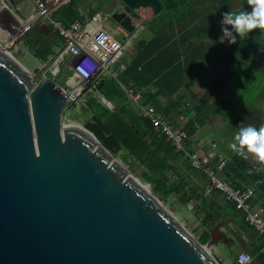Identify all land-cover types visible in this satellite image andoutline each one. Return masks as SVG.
I'll list each match as a JSON object with an SVG mask.
<instances>
[{"label": "water", "instance_id": "obj_1", "mask_svg": "<svg viewBox=\"0 0 264 264\" xmlns=\"http://www.w3.org/2000/svg\"><path fill=\"white\" fill-rule=\"evenodd\" d=\"M161 0H109L128 33ZM70 99L0 45V264H222L63 111ZM109 152L110 154L106 153ZM115 156V155H114Z\"/></svg>", "mask_w": 264, "mask_h": 264}, {"label": "trees", "instance_id": "obj_2", "mask_svg": "<svg viewBox=\"0 0 264 264\" xmlns=\"http://www.w3.org/2000/svg\"><path fill=\"white\" fill-rule=\"evenodd\" d=\"M161 1L164 8L151 21L157 34L150 41L140 40L137 43L136 55L117 76L98 78L93 90L88 91L89 94L85 97L86 108L91 111V116L84 124L114 155L122 156L143 180L150 182L155 192L163 191L168 194L174 189L185 202L191 203L195 213L201 217L203 231L200 241L203 243L211 240L212 230L231 215V221L237 223L240 229L257 231V243L251 250L248 249L254 255V260L248 264H264V232L250 225L246 220L245 211L238 209L236 203L228 200L220 189H209L210 177L201 168L194 167L185 152L177 150L173 141L160 134L152 121L129 102L123 87L124 84L140 91L144 104L154 105L175 128L185 129L188 135L187 143L191 147L198 129L208 122L212 114L225 116L239 102L248 105L239 118L243 117L246 126L251 125L259 129L264 125V119L261 117L264 114V79L260 82H250L248 79L256 77L257 73L258 76L264 77V32L254 29L240 40L244 43L243 48L234 45L235 48L223 52L221 46L216 44L219 33V2L215 8L217 14L211 19L195 20L190 31H185L178 41L169 32L173 30V25L179 17L187 16L193 4L189 5L186 0ZM105 2L106 0H70L53 12V18L60 19L65 24L76 19L85 20V9L89 12L88 15H92L95 11L103 9ZM40 34L29 33L24 43L43 60L46 61L51 56L49 61H53L57 51L52 44L63 39L58 32L54 41H47ZM182 39L189 45L183 44ZM220 57L226 59L230 66L233 63L230 67L233 72L229 77L231 80L232 77L237 79L234 84L227 81L221 85L220 92L212 102L210 99L216 91L215 83L201 99L194 101L191 107H181L183 95L177 98L174 107L173 100L168 104L163 102L164 98L172 99L175 93L186 85L188 70L194 62L204 59L217 62ZM256 66L260 68L259 72L255 71ZM241 68H244V74L237 76ZM38 70L36 73L42 78V72ZM246 92H253L254 99H251L250 95L247 96ZM100 95L112 102L113 107H109ZM75 104V101H72L67 108ZM193 110L194 115L186 119ZM179 116L186 120L182 118L179 122ZM232 125L236 126V121ZM227 158L228 162L219 172V176L231 180L237 187L253 186L255 195L251 200L252 205L259 203L264 206V169L255 171L260 165L249 154L245 159L231 151ZM212 164H216L214 158ZM170 172L176 174L175 182H171ZM237 256L238 253H234L233 264H239Z\"/></svg>", "mask_w": 264, "mask_h": 264}, {"label": "crops", "instance_id": "obj_3", "mask_svg": "<svg viewBox=\"0 0 264 264\" xmlns=\"http://www.w3.org/2000/svg\"><path fill=\"white\" fill-rule=\"evenodd\" d=\"M108 1L109 0H106L104 6L106 5V3ZM186 1L189 3V5L191 3L193 4L192 7L190 8V12L187 14L186 17H183V18L179 17V19L177 21H175L172 31H170V30H169L170 32L167 31V32L172 34V36L175 40H178V41H180V37L182 34L185 33V31H190L192 24L196 22L195 20H197V19L198 20L199 19H203V20L211 19L214 16V14H217V12H218L215 9L216 5L213 6L214 0H186ZM234 1H236V2H234ZM20 2H21V0H6V5L4 7H1V4H0V13L3 11H6L7 13H9L15 17L21 18L20 20H21V25H22V23L25 20H27L29 17L33 16L36 13V10H35L34 4L32 3L33 6L30 8V11H29V12H31L30 16L28 18H24L27 15V13L24 12V9L21 7ZM244 3L245 2L240 1V0H220V3H219L220 12L218 14L219 33H217L218 37L216 39L217 40L216 44L221 46V50L223 52L227 51L228 49L230 50L231 48H235L234 45H236V47H242V48L244 47V43L240 41L241 39L236 40V43H234V44H230L228 42L227 38H225L223 41H221V37L223 36V28H222V25L220 23V21L222 20L223 14L226 12L231 11L234 13H239L241 11H251L250 6L249 5L245 6ZM102 11H106V10H104V7H103ZM83 12H84L85 18H87L88 13H89L87 11V9H85ZM141 13L143 14V16L138 21L140 23L138 30H143L145 28L150 29L152 31V36L149 38H140L139 40H137L134 43H133L132 39L136 35V31L133 33H128L119 24H115V26L112 27L107 23L108 27L111 28V30L115 33V35L117 37H119L121 39L125 38V40L126 39L130 40V44L124 50V54L122 55L120 60H118L111 67V71L101 74L98 77L99 79L104 77V76H110V75L114 76V74H116L117 72L123 71L127 66V62L129 60H131V58L134 55H136V53L138 51L137 50V43L140 40L150 41L157 34V30L151 25V21L154 18V16H156L160 12L157 14H152V9L144 7L141 9ZM78 20H80V19H78ZM81 21H84V20H81ZM34 25L35 26L33 29H30V30L24 32V36H23L24 39H26V36L31 32L41 33L40 36L43 39H46L47 41H54L56 39V35H57L56 31L57 30L52 25L51 21H49V19H43V18L37 19L34 22ZM233 34L236 35L235 33H233ZM209 39H211V38H209ZM62 44H63V40H58L56 43L54 42L52 44V46L56 51H58ZM183 44L189 45L186 40H183ZM39 58H41V57H39ZM50 58H52V57L50 56ZM49 59L46 61L44 60V63L42 64L41 68H37V69H39L38 72L39 71L42 72V75L44 72H46L47 74H50L49 70H51V62L52 61H49ZM231 66H230V64L228 65L227 60L224 59L223 57L222 58L220 57V60L217 62H213L212 60H209V59H204L201 61L194 62L188 70V73H187L188 79H187L186 85L182 89H180L177 93H175V95L172 99L164 98L163 102L165 104H168L169 101L173 100V102H174L173 107H174L175 103L177 102V98L181 97V95H183L181 107H183V109H184L185 105L191 107L195 103L194 101L201 99L203 97V95L205 94V92L211 88L213 83H215L216 84V91H214V93L210 99V102H212L216 98L218 92H220V86L223 85L225 82L229 81V76L233 72V70L230 69ZM63 67H67V70L70 71L69 72L70 76L68 77V82L70 80L73 83L77 82V78H73V75H74L73 68L71 66H68V65H64ZM63 67H62V69H63ZM37 69L35 70L36 72H37ZM220 81L223 83H220ZM66 86H69V85H66ZM66 86H63V87H66ZM123 87L125 88L126 92L128 89H133V88L128 87L124 84H123ZM199 90H202L201 94H197V92ZM137 92H139V94H140L139 102L143 101V98H142L140 91H137ZM127 94H128V92H127ZM102 99L107 100L104 96ZM128 99H129V102H131L132 105L135 106L138 109V111L141 113L139 103L136 100H134L133 97H131L130 95H128ZM105 103L109 107H111V108L113 107L112 102H110L109 100H107V102H105ZM159 113L163 116V114L160 111H159ZM229 114H230V112L225 116L212 114L210 119L208 120V122L204 126H202L198 129V131H197V133L193 139V141H194L193 145L197 146L199 148H200V146H202L204 144L211 146V148L209 150L202 151V153L198 152L199 154H208L211 156L212 159L213 158L215 159V162H216V159H218V158H222V157L227 158L228 154L225 153V151L222 152L223 147L225 145H230V143L234 141V137L238 133V131L241 129V126H243V127L246 126V124L244 122H243V125H241V126L239 124H237L236 126H233L232 125L233 122H230V120H229V117H228ZM193 115H194V110L191 111V113L186 116V119L192 117ZM214 117L216 120H217L216 117H221L222 121L218 119L217 122H219V123L215 124L214 123V120H215ZM163 118H164V116H163ZM182 118L184 120H186L184 117L179 116L178 121L180 122L182 120ZM207 124H209V125L206 126ZM210 142H212V144H210ZM215 147H217L218 149L219 148H222V149L218 150V149H215ZM258 204L259 203H255L254 205L256 206ZM257 237H258L257 231H255L253 229H246V230L240 229L239 225L237 223H233L232 221H230L228 227H226V226L221 227L220 234L216 238L217 241L215 242L214 245L218 247L216 249H218V250L220 249V252H216V253H218V255L220 256V259L223 260V262H225V259H226V261H229L228 253L232 252V247L235 246V244H239V247L235 251V254L239 253V251L243 248L251 250L257 243ZM222 244L224 245V247H221ZM214 245H213V247H214Z\"/></svg>", "mask_w": 264, "mask_h": 264}, {"label": "built area", "instance_id": "obj_4", "mask_svg": "<svg viewBox=\"0 0 264 264\" xmlns=\"http://www.w3.org/2000/svg\"><path fill=\"white\" fill-rule=\"evenodd\" d=\"M31 1L35 6L36 13L22 23L21 32L30 30L37 19L43 18L51 21L63 39V44L51 62V70L58 74L64 65L71 66L74 71L73 78H77V82L73 83L70 80L69 86L59 87L70 99V102L85 101V94L89 90H93L101 74L111 71V67L124 54L130 40L117 37L108 27L107 20L111 17V13L107 11L97 10L92 15H88L84 21L76 19L65 24L62 20L53 18V12L70 0ZM0 3L1 7H4L6 0H0ZM81 65H84V70L88 72L87 76L79 71ZM89 66H91V70H89ZM45 74L47 73L44 72L43 75ZM117 75L118 72L114 74V76ZM127 92L139 103L142 115L152 121L159 133L171 139L176 149L184 151L190 158L194 167L201 168L210 177L209 189H220L228 200L236 203L238 209L245 211L246 220L250 225L256 230L264 232V206L261 204L254 206L251 203L255 195L254 187L251 185L237 187L231 180L219 176V172L228 162V158H218L216 164L213 165L210 155L199 154L194 149L192 150V147L187 143L188 135L185 129L175 128L170 121L163 118L154 105H146L143 101L139 102V92L134 89H128ZM252 260H254V255L251 251L245 248L239 251L237 256L239 264H248Z\"/></svg>", "mask_w": 264, "mask_h": 264}, {"label": "rangeland", "instance_id": "obj_5", "mask_svg": "<svg viewBox=\"0 0 264 264\" xmlns=\"http://www.w3.org/2000/svg\"><path fill=\"white\" fill-rule=\"evenodd\" d=\"M220 0H214L213 6L216 5V3H219ZM236 2V1H234ZM21 7L24 9V12L27 13V15L24 18H28L30 16V8L33 6V2L31 0H21ZM1 4V3H0ZM240 5V4H239ZM245 6H248V3H244ZM217 17V16H216ZM21 18L15 17L6 11H3L0 13V45L4 46L7 48L14 56H16L24 65H26L33 73H36L37 68H41L42 64L44 63V60L39 58L35 51L29 47H27L24 43V33L21 32ZM35 25L32 26L31 29L34 28ZM231 29V26H226ZM260 32V30H258ZM257 32V33H258ZM259 34V33H258ZM152 36V31L150 29H143V30H137L136 35L133 37V43L139 40L140 38H149ZM241 38L237 36V40H240ZM67 55V54H66ZM264 59V56H263ZM258 64L260 63L259 61L257 62ZM233 65V63H232ZM252 65V64H250ZM235 67V66H234ZM259 72L260 68L256 66L255 71ZM50 75L55 79L58 85L60 86H66L69 85L70 83L68 82V77L70 76L69 71L67 70L66 67L62 69V71L58 74H55L52 72V70H49ZM240 74H244V68H241V70L238 72L237 76ZM259 74L257 73L256 77L250 78V82H260V80H263L264 77L258 76ZM243 76V75H242ZM39 78V77H38ZM213 79V78H212ZM233 80L229 77V82L232 81L231 84H234L237 79V77H232ZM220 83H223L220 81ZM93 87V85H91ZM91 87V88H92ZM92 90H89L91 92ZM202 90H199L197 94H201ZM88 92L85 94L84 97H87ZM247 96L250 95L251 99H254L255 96L253 92H246ZM101 98H103L102 95H100ZM104 102H107V100L102 99ZM248 105L245 102H239L230 112L229 114V120L230 122L236 121V124H239L240 126L243 125V117H240L241 112L243 109H247ZM262 106L264 108V101L262 102ZM72 121H76L79 124H82L85 126L84 122L86 119H88L91 116V111L86 108L85 101H76V104L74 106H71L70 108H66L63 111ZM264 119V114L261 116ZM217 120H221V117H216ZM215 119V117H214ZM217 120H214V123L217 124ZM207 124L206 126H208ZM86 127V126H85ZM247 127V126H245ZM243 128V126H241ZM235 142V140L233 141ZM231 142V143H233ZM230 143V144H231ZM212 144V142H210ZM192 147L199 153H202V151H207L211 148V146L204 144L202 146L197 147L192 145ZM218 147V146H217ZM215 147V149H218ZM220 147V146H219ZM220 150L222 148H219ZM218 149V150H219ZM229 154L231 152V148L229 145H225L223 147L222 152ZM114 156V155H113ZM251 158L253 156L249 154ZM114 158L120 160L128 169L130 173L133 175L137 176L140 178L142 181L147 183L151 188L152 185L150 182L143 180L136 171L133 170L132 166L127 163L122 156L120 155H115ZM139 170V169H138ZM170 180L171 182H175L176 180V174L174 172H170ZM152 192L161 199L162 203L167 206L168 209H170L176 216L177 218L183 223V225L197 238L200 240V234L203 231V227L201 226V217H199L195 211L193 210V206L191 203L185 202L181 196L180 193L177 192L176 190L170 191L168 194H164L163 191L160 192H155L153 188H151ZM221 247H224L222 244ZM239 244H235V246L232 247V252H229V261L223 262V260L220 259V256L216 252H220V249L217 246L214 245V247H211L213 255L222 263V264H233V258H234V253L238 249ZM215 248V249H214ZM217 250V251H216Z\"/></svg>", "mask_w": 264, "mask_h": 264}, {"label": "clouds", "instance_id": "obj_6", "mask_svg": "<svg viewBox=\"0 0 264 264\" xmlns=\"http://www.w3.org/2000/svg\"><path fill=\"white\" fill-rule=\"evenodd\" d=\"M247 3L251 11L239 13L229 11L223 14L220 21L223 28L221 41L227 38L230 44H234L237 36L244 39L254 29L264 32V0H247ZM226 26H231V29ZM89 70H91V66H89ZM79 71L85 76L88 75V72L84 70V65L79 67ZM234 140L235 142L229 145L234 153L245 159L248 158V154H251L260 165L255 171L259 172L264 169V125L259 129L251 125L243 127L235 135Z\"/></svg>", "mask_w": 264, "mask_h": 264}, {"label": "bare ground", "instance_id": "obj_7", "mask_svg": "<svg viewBox=\"0 0 264 264\" xmlns=\"http://www.w3.org/2000/svg\"><path fill=\"white\" fill-rule=\"evenodd\" d=\"M87 136L90 137V139L94 142V144L99 148L101 147V143L100 141L98 140V138L92 133L90 132L84 125L82 124H79L78 122L76 121H73ZM107 154H110L109 152L106 151ZM110 160L115 163H120L121 164V161L114 158L113 155H111V158ZM126 177L128 179H131L134 181V183L141 189L143 190L147 195H149L150 197H152L155 201H157L162 207L163 209H165V211L170 214L172 216V218L180 225V227H182L186 233L193 239L195 240V242H197L198 244H202V241H200L199 239H197L184 225L183 223L177 218V216L170 210L167 208V206L165 204L162 203L161 199L158 198L151 190V188H149L150 186L145 183L144 181H142L140 178H138L137 176L133 175L132 173L130 172H127L126 174ZM203 249L208 252L210 255H213L212 253V250L210 247H208L207 245H203L202 246Z\"/></svg>", "mask_w": 264, "mask_h": 264}, {"label": "flooded vegetation", "instance_id": "obj_8", "mask_svg": "<svg viewBox=\"0 0 264 264\" xmlns=\"http://www.w3.org/2000/svg\"><path fill=\"white\" fill-rule=\"evenodd\" d=\"M108 22V24L110 25V26H115V24H117L111 17L109 18V20H107Z\"/></svg>", "mask_w": 264, "mask_h": 264}]
</instances>
